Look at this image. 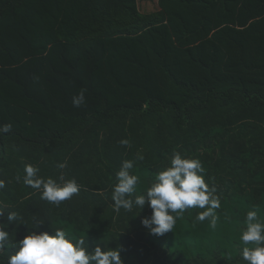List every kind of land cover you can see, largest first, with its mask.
Segmentation results:
<instances>
[{"label":"trees","instance_id":"16d2710c","mask_svg":"<svg viewBox=\"0 0 264 264\" xmlns=\"http://www.w3.org/2000/svg\"><path fill=\"white\" fill-rule=\"evenodd\" d=\"M141 1L0 0V22L30 12L27 24L49 35L43 51L0 68V126L12 125L0 133V226L9 232L0 264L29 231L57 227L73 243L84 239L89 251L119 247L123 264H246L239 239L246 214L256 210L264 221V0H149L150 12ZM206 41L214 53L207 64L189 48ZM220 44L243 53L242 73L203 85L187 78L174 94L162 85L161 49L180 71H205ZM15 53L0 27V63ZM81 90L85 103L75 107ZM175 153L198 159L205 183L216 188L215 229L195 220L204 209L192 208L172 232L155 236L141 224L151 214L147 203L113 210L124 160L139 177L134 200ZM28 164L58 183L61 175L74 178L79 193L59 206L42 200L23 183ZM9 212L17 213L12 224Z\"/></svg>","mask_w":264,"mask_h":264},{"label":"clouds","instance_id":"9594fccd","mask_svg":"<svg viewBox=\"0 0 264 264\" xmlns=\"http://www.w3.org/2000/svg\"><path fill=\"white\" fill-rule=\"evenodd\" d=\"M73 106L80 107L85 103V90H81L72 98ZM12 125L0 126V133H8ZM122 145L127 146L128 140H121ZM142 159V157H141ZM58 168L67 167L66 162L59 163ZM134 167L132 160H124L116 173L117 183L113 187V210L117 213L121 209L131 212L134 207L141 210L145 204L151 209L150 216L144 217L141 224L151 235L164 236L172 232L176 219L182 216L185 210L197 208L204 209L198 212L195 220L210 221V227L215 229L218 216L216 209L221 207V201L216 195V188H210L205 183L204 168L198 159L184 158L175 153L169 167L158 171L155 181L146 190V195H137L131 199L139 182L137 175L131 174ZM23 183L41 193V199L57 206L61 202L70 200L78 194L80 185L72 179L59 177L60 183L52 177L39 175V168L31 164L25 165ZM20 177H17L19 180ZM5 187L0 180V189ZM176 213V216L172 215ZM3 212L0 211V216ZM17 213L9 212L7 221L12 224L17 220ZM246 227L241 229L239 239L245 245L242 251V259L246 264H264V221L258 217L256 210H250L244 221ZM2 225V223H0ZM42 225L36 223L34 229ZM9 232L0 226V250L5 248ZM84 239H77L75 243L66 238V232L62 228L38 232L29 231L23 239L16 241V251L10 255L7 264H123L119 247L102 250L97 245L92 251L85 246ZM248 245H253L248 247Z\"/></svg>","mask_w":264,"mask_h":264},{"label":"crops","instance_id":"0c3cea01","mask_svg":"<svg viewBox=\"0 0 264 264\" xmlns=\"http://www.w3.org/2000/svg\"><path fill=\"white\" fill-rule=\"evenodd\" d=\"M154 2L147 0L146 2L144 1L140 5V9L142 12H150L154 10L155 4ZM208 41L202 42L200 44L194 45L189 47L194 51V53L200 55L202 54V58L199 59L203 63L207 64L211 60V56L214 55L213 49L211 48L210 44H207ZM218 48V53L217 56L215 57V64L213 65L212 70H205V71H198L197 66L191 67V69L188 67V72H184L185 70H179L176 66H172L170 64V61L174 57L171 56L170 54L164 53L163 49L160 50V59L158 58L156 60V68L157 71L160 75V80L162 85L170 91L172 94L176 93L178 90V87L176 89H168V87H173L175 84H178V81H184L187 78H193L197 83L202 84L205 83L206 80L211 81L214 78H221V77H226L228 75H233V73H242V65L244 57L243 53H232L230 49H226L225 46L220 44L219 46L217 45ZM220 55H224V58L221 62L218 59ZM156 58V57H155ZM198 59V58H197ZM241 60V64H238L237 66H233L234 68L232 69L229 67L228 62L229 61H238ZM227 65V66H226ZM231 66V65H230ZM196 73L198 75H196ZM232 73V74H229Z\"/></svg>","mask_w":264,"mask_h":264},{"label":"rangeland","instance_id":"374dc122","mask_svg":"<svg viewBox=\"0 0 264 264\" xmlns=\"http://www.w3.org/2000/svg\"><path fill=\"white\" fill-rule=\"evenodd\" d=\"M144 1L145 0H142L141 3ZM58 11L60 12L59 7ZM30 14V12H26L24 14L25 16L16 14L12 19L0 22V27L6 32L7 44L11 48L15 49L16 52L11 57H4L2 59V63H0V68L9 67L8 65L18 63L24 60L26 57L35 54V52L40 53L41 51L38 49H43L42 47L44 46V43H46L45 40L49 37V35L47 36L45 31L42 29V25L38 24L30 26L27 24L26 19H28ZM250 78L252 79L251 76ZM250 78L248 81H251ZM176 88V85L173 87H168V89Z\"/></svg>","mask_w":264,"mask_h":264}]
</instances>
